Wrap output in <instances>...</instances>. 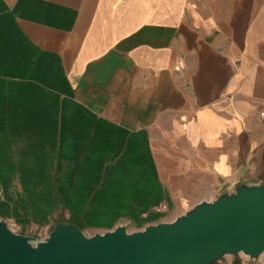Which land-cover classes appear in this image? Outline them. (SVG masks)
Instances as JSON below:
<instances>
[{
	"label": "crops",
	"instance_id": "1",
	"mask_svg": "<svg viewBox=\"0 0 264 264\" xmlns=\"http://www.w3.org/2000/svg\"><path fill=\"white\" fill-rule=\"evenodd\" d=\"M261 111L264 0H0V219L18 233L138 230L264 184Z\"/></svg>",
	"mask_w": 264,
	"mask_h": 264
},
{
	"label": "water",
	"instance_id": "2",
	"mask_svg": "<svg viewBox=\"0 0 264 264\" xmlns=\"http://www.w3.org/2000/svg\"><path fill=\"white\" fill-rule=\"evenodd\" d=\"M264 253V184L239 182L171 221L90 236L56 222L43 237L12 231L0 219V264H214Z\"/></svg>",
	"mask_w": 264,
	"mask_h": 264
},
{
	"label": "rangeland",
	"instance_id": "3",
	"mask_svg": "<svg viewBox=\"0 0 264 264\" xmlns=\"http://www.w3.org/2000/svg\"><path fill=\"white\" fill-rule=\"evenodd\" d=\"M6 222V224L8 225V227L12 230V231H14V232H17V231H15V229L10 225V223H8V221H5ZM119 225H125L126 227H127V229L129 230V231H134V227L133 226H131L130 227V224H129V222H127V221H124V220H121V221H116L115 223H114V225H110V226H89V225H84L82 228H80L83 232H84V234H86V235H88V236H90V235H92V234H94V233H101V232H104V231H107V230H111V229H113V228H115L116 226H119ZM139 230V229H138ZM18 233V232H17ZM35 237H43L42 235H37V236H35ZM240 257H243V259L245 260V261H247V262H251L252 260H249L248 258H246L245 256H243V255H239ZM236 258H234L233 259V256H225V257H223L222 259H220V260H218L217 262H215L214 264H228V263H233L234 261H236L235 260Z\"/></svg>",
	"mask_w": 264,
	"mask_h": 264
},
{
	"label": "built area",
	"instance_id": "4",
	"mask_svg": "<svg viewBox=\"0 0 264 264\" xmlns=\"http://www.w3.org/2000/svg\"><path fill=\"white\" fill-rule=\"evenodd\" d=\"M259 118L262 123H264V112L261 111L259 112ZM231 187H228L226 190H229ZM153 209L157 212H162L166 209V205L164 204H158L157 206L153 207Z\"/></svg>",
	"mask_w": 264,
	"mask_h": 264
},
{
	"label": "trees",
	"instance_id": "5",
	"mask_svg": "<svg viewBox=\"0 0 264 264\" xmlns=\"http://www.w3.org/2000/svg\"><path fill=\"white\" fill-rule=\"evenodd\" d=\"M232 264H241V263H240V260H236Z\"/></svg>",
	"mask_w": 264,
	"mask_h": 264
}]
</instances>
